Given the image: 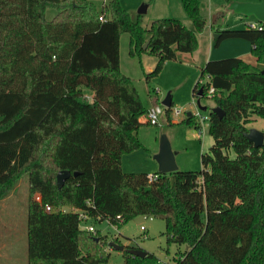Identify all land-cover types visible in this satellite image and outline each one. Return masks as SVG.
Listing matches in <instances>:
<instances>
[{"label": "trees", "instance_id": "1", "mask_svg": "<svg viewBox=\"0 0 264 264\" xmlns=\"http://www.w3.org/2000/svg\"><path fill=\"white\" fill-rule=\"evenodd\" d=\"M182 2L195 30L175 17L143 26V14L134 20L119 0L101 8L91 0H0V200L27 175V264H116L106 235L83 229L80 212L86 222L117 228L138 216L163 218L167 242L189 245L172 264H264V143L255 147L245 135L255 116L264 118L262 69L234 56L202 67L194 91L208 76L200 97L213 86L215 106L224 110L209 112L214 144L202 154L203 169L157 171L150 180L122 167L124 154L145 148L137 131L151 124L121 70V34L129 33L130 55L158 57L149 75H159L179 52L196 50V31L206 25L200 0ZM48 7L56 9L51 19ZM261 24L212 25L214 46L246 39L261 61ZM182 122L201 128L193 114ZM65 170L70 175L59 186ZM113 241L132 247L118 236ZM122 252L121 264H162L153 252Z\"/></svg>", "mask_w": 264, "mask_h": 264}, {"label": "rangeland", "instance_id": "2", "mask_svg": "<svg viewBox=\"0 0 264 264\" xmlns=\"http://www.w3.org/2000/svg\"><path fill=\"white\" fill-rule=\"evenodd\" d=\"M91 1L95 2L98 8H101L103 1L108 0ZM119 1L134 20L138 18L140 8L147 5V11L141 17L143 26L149 27L151 22L157 18L175 17L180 19L188 28L196 29L194 22L184 9L182 0ZM200 2L201 13L207 21L202 31H196L198 38L196 50L179 52L178 58L167 61L162 72L157 76H150L149 74L154 69L158 57L149 53H143L141 56L130 55L129 33L121 34V70L132 78L138 88L141 100L148 109L157 104H160L164 109L159 116L158 124L143 125L137 131V135L145 148L128 153L129 158L124 164V170L127 172L151 171L154 167L156 168L155 155L160 151V143L163 137L169 140L170 147L175 153L176 164L180 170L203 169L202 154L210 152V148L214 144V138L209 133L210 122L208 120L202 123L203 135H199V130L195 126L183 123L182 120L186 117L185 114L189 112L193 114L201 112L202 115H208L215 106L214 99L209 93L202 97L199 94L202 84L209 79L208 76L202 79L200 86L194 91V86L207 58L220 59L242 55L244 60H249L246 54H248L251 43L246 39L228 38L219 46L212 45V25L214 24V27L217 26L218 28L222 25L241 28L246 26L245 22L252 16L235 12L229 7L230 3L227 0H200ZM55 14V8L48 7L46 9V18L51 19ZM110 15V13H106L107 18ZM169 93L172 95L173 103L168 112L162 101ZM88 94L91 95L90 92ZM199 104L206 106L207 109H201ZM176 107L183 110L180 115L175 114ZM248 125L250 128L263 130L264 118L255 116V120ZM230 156L235 158L236 154L232 152ZM155 168L154 170H156ZM27 197L28 177L25 175L19 180L18 185L10 195L0 200V264H27V239L24 227L28 213L25 208ZM36 197L38 198L39 194ZM87 224L100 229L102 234L106 235L108 242L118 236L125 245L155 253L161 258L162 264H172L180 252L189 249L188 244L178 245L167 242L165 221L161 217H147L140 223L132 219L120 228H116L115 225L105 221L96 224L89 221ZM140 225H144L146 230H141ZM108 250L112 253V263H123L122 251L110 246Z\"/></svg>", "mask_w": 264, "mask_h": 264}, {"label": "water", "instance_id": "3", "mask_svg": "<svg viewBox=\"0 0 264 264\" xmlns=\"http://www.w3.org/2000/svg\"><path fill=\"white\" fill-rule=\"evenodd\" d=\"M229 7L234 10L237 13H241L247 16H254L257 20L264 22V0L260 1H231L229 4ZM147 11V5H143L140 10L139 14H144ZM218 36V33H216L215 38ZM148 46V42L144 44V47L146 48ZM264 71V69H263ZM199 103V102H198ZM162 104L166 107H170L172 105V96L171 93H169L164 100L162 101ZM200 105V104H199ZM201 109H207L206 106H199ZM212 111L217 113L219 116H222L224 114V110L219 106H214L212 108ZM192 115L191 112L188 113V116ZM249 141L253 142L255 147H261L264 143V132L257 128H250L249 132L245 134ZM155 159L159 164V171L162 173H171L178 169V166L175 161V153L172 151L170 147L169 140L166 137H163L160 143V151L158 154L155 155ZM78 172L75 171V174ZM70 171H60L57 175V183L59 186H61L64 182V180L69 177ZM69 207H64L65 211H69ZM143 216H138L135 218L136 222H142L144 219ZM96 240L99 241V237H96ZM109 246L119 250V251H125L127 250L129 253L139 256V257H145L148 253L147 250L142 248H134V247H125L124 245L117 243L113 240L109 242Z\"/></svg>", "mask_w": 264, "mask_h": 264}, {"label": "built area", "instance_id": "4", "mask_svg": "<svg viewBox=\"0 0 264 264\" xmlns=\"http://www.w3.org/2000/svg\"><path fill=\"white\" fill-rule=\"evenodd\" d=\"M100 19L101 20H105L107 19L106 15L105 14H101L100 15ZM247 25H249L250 27L252 28H262V24H261V21L257 20V21H253V22H250L248 23ZM202 82V80L200 81V83ZM217 90L211 86L209 89H208V93L212 96ZM164 111L163 107L160 105V104H157V105H153L151 108L148 109L147 111V114L145 115V118L149 121L150 124L152 125H156L158 124L159 122V116L160 114ZM175 114L176 115H180L183 110L182 109H179V108H175L174 110ZM193 114V113H192ZM186 117L188 116V113L185 114ZM197 117V119L199 120L200 124H201V128L199 129V135H203L204 134V128L202 126V123L205 121V120H208L210 122V113L208 115H202L201 112H196V114H193ZM158 177V174H155V173H149V179L150 180H153V179H156ZM46 209L48 211H51V206L50 205H46ZM80 217H81V224L80 226L83 228V229H86V230H89V231H92V232H95L96 231V227L94 225H91V224H87L86 220H89V218L87 217L86 214H84L83 212H80ZM145 218H147L146 216H143ZM117 219L119 221H122V217L121 215H118L117 216ZM83 223H85V225H83ZM112 225V224H111ZM117 228V226H116ZM140 228L141 230H146L145 226L144 225H140Z\"/></svg>", "mask_w": 264, "mask_h": 264}, {"label": "crops", "instance_id": "5", "mask_svg": "<svg viewBox=\"0 0 264 264\" xmlns=\"http://www.w3.org/2000/svg\"><path fill=\"white\" fill-rule=\"evenodd\" d=\"M252 1H260V0H252ZM105 2H107V1H103V3H105ZM253 21H257V19L254 17V16H252L251 18H249L245 23H246V25L248 24V23H250V22H253ZM214 25V24H213ZM219 25H221V24H219ZM217 27V26H216ZM221 27H225V26H221ZM243 27H245V26H243ZM215 31H214V29L213 28H211V37H212V41H211V43H212V45H214V39H215ZM236 44H239L238 42H236ZM241 44V43H240ZM251 49H252V44H251V47H250V49L248 50V54H246L249 58V60H245V61H247V62H249L252 66H255V67H257V68H259V69H264V58L261 60V61H257L256 59H255V57L251 54ZM210 53V52H209ZM250 54H251V56H250ZM237 57V56H236ZM238 57H241V58H243L244 59V56H238ZM251 57H253V59H250ZM210 59H213V58H207L206 60H205V62H204V65H205V63L208 61V60H210ZM203 65V66H204ZM172 96V95H171ZM170 143V142H169ZM172 149V148H171ZM173 151V150H172ZM159 153V152H158ZM157 153V154H158ZM128 158H129V155H128V153L127 154H124L123 156H122V167H123V170H124V164H125V162L128 160ZM155 168V167H154ZM154 168H153V170H151V171H145V170H143V172H147V173H155V172H157V171H159V164H158V162H157V166H156V170H154ZM125 171V170H124ZM127 172V171H126ZM159 259H161V258H159Z\"/></svg>", "mask_w": 264, "mask_h": 264}]
</instances>
